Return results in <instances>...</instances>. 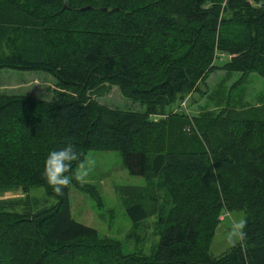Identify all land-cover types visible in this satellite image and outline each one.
<instances>
[{"label":"trees","instance_id":"obj_1","mask_svg":"<svg viewBox=\"0 0 264 264\" xmlns=\"http://www.w3.org/2000/svg\"><path fill=\"white\" fill-rule=\"evenodd\" d=\"M3 69L45 73L55 88L49 100L0 94V193L25 194L0 199V264H264V116L169 109L202 97L216 69L264 80V0H0ZM112 87L143 110L99 102ZM68 143L72 172L89 150L116 151L147 182L149 201L125 211L155 216L150 254H124L71 217L69 186L100 199L86 183L57 195L46 182L48 153ZM222 211H242L245 236L212 256Z\"/></svg>","mask_w":264,"mask_h":264},{"label":"rangeland","instance_id":"obj_2","mask_svg":"<svg viewBox=\"0 0 264 264\" xmlns=\"http://www.w3.org/2000/svg\"><path fill=\"white\" fill-rule=\"evenodd\" d=\"M224 57H228L227 55ZM202 97L193 94L184 97L170 106L171 113L183 112L188 117L218 116L227 110L234 113L254 111L258 116H264V80L255 73L241 77L238 73H225L214 70L200 86ZM55 88L53 79L42 72H21L15 70H0V94H26L42 99H52ZM99 102L111 108L142 111L138 103L120 97L116 88L112 87ZM94 162L84 183L91 185L100 204L83 193L69 186L68 201L71 217L81 224L96 230L100 236L118 240L124 254H150L159 237V226L155 216L150 215L138 222H132L125 211L128 203L151 198L152 190L147 187L143 177L129 174L121 165V159L116 151L89 150L82 162ZM79 164L75 167L78 169ZM24 193L10 190L0 193L1 200L23 199ZM27 197L37 200L43 197L47 204L53 200L44 195L41 188H32ZM224 211H222L223 213ZM243 219L242 211L224 212L211 237L208 253L218 256L225 252L239 239H229V233L234 223Z\"/></svg>","mask_w":264,"mask_h":264},{"label":"clouds","instance_id":"obj_3","mask_svg":"<svg viewBox=\"0 0 264 264\" xmlns=\"http://www.w3.org/2000/svg\"><path fill=\"white\" fill-rule=\"evenodd\" d=\"M79 160V154L73 144L68 143L59 150H52L48 153L44 162L43 176L50 187L57 195H62L73 180L78 183H84L89 174V170L94 162L89 161L86 166L81 162L78 169L72 172L73 162ZM71 173V175H69ZM246 219L236 221L229 233L228 238L243 239L245 236L244 228Z\"/></svg>","mask_w":264,"mask_h":264},{"label":"built area","instance_id":"obj_4","mask_svg":"<svg viewBox=\"0 0 264 264\" xmlns=\"http://www.w3.org/2000/svg\"><path fill=\"white\" fill-rule=\"evenodd\" d=\"M223 217H224V213H221V214L218 216V219H219V220H222Z\"/></svg>","mask_w":264,"mask_h":264},{"label":"water","instance_id":"obj_5","mask_svg":"<svg viewBox=\"0 0 264 264\" xmlns=\"http://www.w3.org/2000/svg\"><path fill=\"white\" fill-rule=\"evenodd\" d=\"M85 8H87V7H85ZM85 8H81V9H85Z\"/></svg>","mask_w":264,"mask_h":264}]
</instances>
